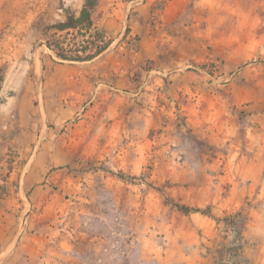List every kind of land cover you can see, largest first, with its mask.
I'll use <instances>...</instances> for the list:
<instances>
[{"label":"rangeland","instance_id":"obj_1","mask_svg":"<svg viewBox=\"0 0 264 264\" xmlns=\"http://www.w3.org/2000/svg\"><path fill=\"white\" fill-rule=\"evenodd\" d=\"M83 1L0 0V264H264V0H155L161 65L141 0H98L121 31L96 9L112 64L80 87L55 52L89 35L50 27Z\"/></svg>","mask_w":264,"mask_h":264},{"label":"crops","instance_id":"obj_2","mask_svg":"<svg viewBox=\"0 0 264 264\" xmlns=\"http://www.w3.org/2000/svg\"><path fill=\"white\" fill-rule=\"evenodd\" d=\"M155 0H141L139 3H133V6L130 9V15H129V34L133 36H139L141 37V48L138 51L137 56L144 58V59H152L161 65V55H163L161 43L163 42V38L161 35V15H160V28L158 29V32L150 35V12L152 10V6L154 4ZM207 1L209 4L206 6L204 3ZM216 0H196V5H199V9L202 7H210L211 4H213ZM118 6V5H116ZM175 10H184L179 6V0L176 2H173L171 9L174 7ZM97 13L102 12V19L103 21L106 20V24H104V29L108 30H114L115 24L118 25V29H120V24L117 23V21L120 19L119 14L115 13L117 11L116 8L107 9L104 7L97 8ZM124 9H127V6L124 7ZM120 11V9H118ZM94 21V20H93ZM98 25V26H97ZM98 27H101L100 24H95L93 22V28L99 30ZM103 27V25H102ZM126 37V36H125ZM128 37H126L127 39ZM167 39H171V36H167ZM107 42H110L108 47L100 53L98 56L93 58L90 61L85 62H70L72 64H79V66H70L68 68H65L64 71L67 72V76L71 77L73 74L78 75L77 84L81 87L82 85L85 86L86 84V75H87V69L90 68L92 74H98V71L96 73L93 72V68H98L99 66L101 68H111V58H112V52H109V49L113 44H115V41L108 40ZM105 42V43H107ZM127 56V54H126ZM77 70V71H74ZM65 83V81H63ZM64 85V84H63ZM99 85L98 87H100ZM79 87V88H80ZM78 95H86L85 92H82L81 90H78ZM255 160L257 163H262V159L260 157H255ZM4 201H0V259L3 257L4 259L7 256V251L9 250V247L13 244L14 239V229H15V223L14 218L12 214H8L5 212L4 206H2V203Z\"/></svg>","mask_w":264,"mask_h":264},{"label":"trees","instance_id":"obj_3","mask_svg":"<svg viewBox=\"0 0 264 264\" xmlns=\"http://www.w3.org/2000/svg\"><path fill=\"white\" fill-rule=\"evenodd\" d=\"M98 7V0H84L83 5L77 15L68 13L65 20L52 25L50 28L55 29L57 32L76 31L81 33L83 37L89 35L88 40H83L74 47L67 50L63 45L58 46L55 54L61 61L68 62H85L90 61L100 53H102L110 44V42L103 43L97 33L92 34L93 30V14ZM128 28L125 33H128ZM72 46V45H71ZM69 53L71 55H69ZM3 75L0 72V90ZM177 209L183 213L200 212L198 209H189L184 206L176 205Z\"/></svg>","mask_w":264,"mask_h":264}]
</instances>
